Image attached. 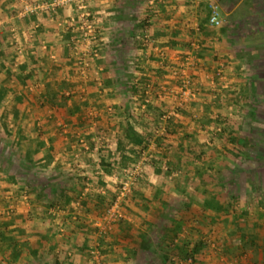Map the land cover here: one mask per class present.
<instances>
[{
  "label": "rangeland",
  "instance_id": "rangeland-1",
  "mask_svg": "<svg viewBox=\"0 0 264 264\" xmlns=\"http://www.w3.org/2000/svg\"><path fill=\"white\" fill-rule=\"evenodd\" d=\"M17 14L13 11H9L8 17L12 18L10 21L7 19L4 13L0 12V46L5 50L8 49V51L11 52L13 56L10 60H6V62L4 63L0 62V76L2 78L6 76L5 79H0V88H5L3 89L4 96L0 100V123L2 121L1 114L4 112L3 110H6L10 106L11 101L14 100L17 95L19 97L21 96L23 99L18 104L17 113L23 114L22 117H24L23 120L25 122V130L27 131V135L25 136L24 134V137L31 138V136H35L37 128L39 126L42 127L43 134L46 137L50 136L52 138V143H55V150L58 151L59 154L62 153V155H59L58 159L60 161L59 164H61L60 168H63V165H66L67 168L73 165L75 166L76 170L81 173V175L86 177V182L84 183L82 189L84 194H82L81 196L91 197L93 194H96L99 188H102L106 190L105 193L110 199L114 194V190H118L120 181L125 180V169L130 167L133 163L140 161L142 157H149V155H147V153L142 154V152L140 154L137 153L134 157L135 160H129L123 165L122 163H119V157L117 159V155L114 154V144L110 143V138L105 141L102 140L101 142L103 143L98 142V145L102 147H100L97 151L88 150L84 152V149L80 150V148L76 146V138L73 140L71 139L72 135L70 136V131L68 130L69 125H62L60 123L61 119L64 116L63 110H56V117L59 118V121H57V123L53 121L47 122L48 120H45V118H48V116L51 114L53 108L49 105H47L44 109L40 108L35 103L34 98H31V100L34 101L32 102L28 98V96L32 97V95L30 94L31 92L33 96L38 95V91L42 89L43 84L45 83L43 82L42 84V80H40V78L42 77L46 69L41 70L39 73H34L32 70L30 72L28 71L27 73H23L26 76V82L24 81L25 84L21 83V80L18 78V76L16 77V74H21L20 70L18 69V61L21 58V56L18 54V47H21V45L18 46V44H22L20 35L17 34L18 32L16 33L15 29L11 30V28H15V25L4 29L1 25L4 21V16L5 19L8 20L7 23H5L4 21L5 26H7L8 23V25H11L13 23L15 24L16 19H21ZM15 15L17 16V18H15ZM33 32L31 33L33 34ZM194 38H197V36H195ZM26 48L28 50V46H26ZM185 50L188 51L187 54L197 51L196 49L193 50L192 46L189 48L185 47ZM187 54H184L183 58ZM224 58L225 56L220 57L219 59L223 60ZM181 59H179L178 64ZM73 62L74 63L69 66L70 69H68V71L70 73L67 75H72L73 79H77V81L74 82L76 85L75 88L78 90V93L76 95L86 99L83 101L85 103L81 102V104H83L82 107L84 108V110H86L84 114L86 119L84 120L83 127H78V129L76 130V134H78L79 139H83L84 141H86L85 132L90 135V133L93 132V128L96 124L111 125L110 123H106V120L114 118L115 114H113L112 107L111 110H108V106H105L103 110H99L98 107H96L97 104L95 103V101H90V96H87L86 91H84L83 89H85L92 82L95 84L96 80H94L91 75L86 80L81 79L79 73L76 70L75 61ZM164 64L165 63H163V65ZM167 64L169 63H166V65L164 66H168ZM227 64L230 66L229 63ZM11 66L16 69L13 71ZM215 66H217V64L211 66L208 63H205V66H202V68L206 71V74L208 73L210 77L214 75V79H203L200 77L201 73L198 72V69H189L194 82L197 84L201 81L202 85L198 86L200 89L198 88L199 90H197L196 99L185 103L181 107L183 108L182 110L174 111V117L176 116L175 118L179 121H187L189 125L191 124V127H196L197 130H199L194 131V129L192 128L190 129V132L196 134L197 136L202 135L204 137L205 141L201 144L200 147V149L203 150V153L201 154L199 159L191 160L188 162V164L190 165L191 169H207V176L208 178H210V182L206 189V196L218 195L219 199L222 198L223 195L226 197L227 187L230 186L228 183H231L232 181H229L228 178H231L232 176L237 177L238 174H240V183H238L237 181L235 182V184L232 183L233 186H236V190L240 188L238 185L241 186L242 190V196L240 195V197L238 194V200H236V205L239 212L243 214L245 211L247 212L245 216H242L239 225L242 227V229L244 228L247 233L257 234L260 241L258 247H242L239 241V235L241 233L238 230L236 224H233L230 221V214L227 212L220 215L218 214V218L216 219V222L218 224H212L213 227L211 228V231L208 227L201 225L203 228L202 233L205 235L208 244L204 249L203 255L198 259V261H200L201 264H264V201L261 204L259 199L260 197H263L262 200H264V159L262 158V156L264 155V140L260 141L259 138L255 136L254 146L248 149V155L240 154L235 151V149H231L232 146L227 141L229 140V135L239 132L237 126L238 122L242 121L246 116V111L244 108V105L246 103L241 104V102H239L238 104H236V100H242L243 102L249 101L248 105H246L251 106L249 105V103L255 102L257 97H259V104L264 105V84L261 83L264 82V78H258L260 82L252 81L253 83H255V85L251 86L247 83L248 80L246 78H250V76H253L254 74H248V72L245 71V68L240 69L238 67V69H233L230 71V68L227 66V76H224L226 74V68L223 67V78H221V76L215 75ZM180 68L181 67L179 65L169 64L166 71L169 75L168 79H170V83L166 85L168 86V88L174 89L177 86L179 87V85L181 84V79L176 78L173 75V71L179 70ZM28 74L30 75V77H27ZM38 75L41 77H39ZM67 75L65 76L66 78L68 77ZM170 76L172 78H170ZM212 80L214 81L213 84L211 83ZM27 86H33L34 90L30 91L29 87ZM154 86L155 85L153 84L152 88ZM194 87H196V85ZM142 89L143 88L141 87V94L138 95V104L140 107L138 109H141L140 102L141 100H143L144 96ZM80 92L84 93V96H82ZM172 95L173 94L170 93L166 98H173L174 95ZM149 96L152 100H156L159 97L158 95L154 97L152 94V90ZM175 104V99L170 105L174 106L172 108H163L159 105H152L150 103L146 106V108L141 109L143 111L135 109L134 112H136L135 114H137L136 116L138 119L142 118L146 119L148 122H152L151 128L154 129L156 127V129L158 128L159 130L158 132L161 133L162 130L164 131V127L166 124L163 120H161V117L164 113L177 109L175 107ZM150 106H152V109L150 108ZM94 107H96L97 109ZM260 109V112L264 114V109L262 107ZM17 113L12 115L13 119L16 117V115H18ZM27 116H32V118L28 120ZM157 119L160 121L162 126L158 124L154 125V121H158ZM262 119L264 120V116L262 117ZM109 122L112 121L110 120ZM224 127L226 129L223 130ZM60 128L64 130L62 131V133L59 132ZM241 134L244 136L247 135L246 133ZM262 137L264 138V134L262 135ZM71 147L73 149H71ZM99 157L103 158L106 162H111V167L100 166V161H98ZM89 158H91L92 160H90ZM95 158H98V160H96ZM150 163L151 161H145V169L149 168L148 165ZM86 165L87 167H85ZM93 168L94 171L91 173V170ZM84 171H87L88 173L86 175L82 174V172ZM176 173L179 174V176L174 175V179L171 178L169 182L164 183L166 185V194L164 193L165 195H162L167 199L171 198L169 199V203L166 207L169 215L164 218L165 223L169 224L172 223L171 219L173 216H176L177 221H181L179 217L181 215L176 214L173 206H179L182 204L181 196H183V187L187 188V184H184L183 187H180L182 186L181 180L183 178L180 174L182 173L183 175V171L181 173L180 171H177ZM188 174H190L189 176H191V171ZM7 175L8 173L3 172L0 167V228H3V218L16 217L18 216V214L32 215L31 217H27L26 219L27 221H32V219L34 218L40 221V223H38L40 226H38L37 223L35 226L39 233L30 232V234L25 236L26 239L23 241V246L27 248L35 247V249L37 248L38 250L39 248H44L49 253L47 256H45L46 258H44V260L42 256L39 257L37 255H33V258H30L27 255L28 259L23 261L25 264H31L32 261L34 262L33 264H53L52 262L55 259H59L63 262V264H125L126 260L122 255V244H124L125 240H127L125 232L129 231L130 233H127L129 239H134L138 235V230H146L147 225L145 221L153 217V213L154 215H157V212L159 211L161 206L158 203V205L156 206H150L148 204L146 197L151 196L153 192L151 193V191L148 190L146 193V197H144V193H141L137 190L134 191L133 189L132 193L135 192L134 196L121 206L123 221L119 223L117 221L110 224L105 222L104 224V214L102 215L91 202L89 204V208L84 210L80 207V205L77 206L76 203H74L72 206L73 208L69 210V212L68 210H66L67 207L64 206L55 209L52 208L45 214L42 213L40 216L34 215L33 203L28 197H26L25 190H22L20 188V184L17 183L19 182V178L21 177H18V181H10ZM144 178L145 180H147L148 173H146ZM138 181L136 182V184L138 183ZM253 181L257 182L256 192L259 193L258 196L247 195L251 191V182ZM106 186L107 189L105 188ZM86 187H88L87 192L84 191ZM107 190H109V192ZM220 193H222L223 195L221 196ZM9 209L12 210L9 212ZM199 209L200 208H197V211H199ZM40 210L42 211V208ZM211 212L209 214H212ZM67 213H70V216H67L63 224H60V227H58L57 225H59V223L61 222L60 217L66 215ZM191 218L192 215L190 217L188 214L185 216V220L187 221V223L181 224L180 230L178 232L179 237L185 238L186 236L192 235V226L194 225V222H196V219L194 220ZM96 224L100 226L98 227ZM44 227L47 228L46 231L49 232V235L45 240L40 241V238H38L37 236L44 231L40 232L39 228L43 230ZM103 227H105L106 232H100L101 228ZM58 228L62 229V231H59ZM121 229L123 231H121ZM157 231L159 230L155 229L152 235L158 237ZM234 232L236 233L235 235H233ZM61 234L72 236L74 240H78L77 242L82 241L81 239L83 238H86L88 245L93 246L92 250L100 251L101 255L95 257L91 253L92 250L88 251L85 248L81 249V251H76L75 253L73 252L70 256L71 259L68 260L67 258L69 257V255H67L68 257L66 258L65 253L62 252L60 247H52L54 246L52 243H55L57 239L59 240ZM233 237H235V239H233ZM54 249L55 253H53ZM2 250L3 249L1 248L0 264H3L2 262L4 261V259H2ZM151 261H159V257L154 254V252L148 254L143 252V254H140L138 258L135 259V262L132 260L134 264H151ZM178 262V264H193L190 260H188L187 262H181L180 260H178Z\"/></svg>",
  "mask_w": 264,
  "mask_h": 264
},
{
  "label": "trees",
  "instance_id": "trees-1",
  "mask_svg": "<svg viewBox=\"0 0 264 264\" xmlns=\"http://www.w3.org/2000/svg\"><path fill=\"white\" fill-rule=\"evenodd\" d=\"M263 18L264 16H259L258 18L255 16V14H253L247 19L255 25L258 19L264 23ZM225 23L226 22L224 20L223 26ZM239 26L242 27L241 25ZM259 32L260 36H262L261 38H264V30ZM240 33H243V35L248 34V36L252 35L250 36L251 39L248 38L247 41L255 42L258 38L256 30L253 28L251 31H241V28H239L237 32L239 38L243 37L242 35L240 36ZM9 56L10 53H7V51L0 46V62L5 61ZM254 64L255 63L253 60L249 62V65L253 67ZM18 66L19 70L25 69V65L19 64ZM240 66L241 65L238 67L240 68ZM11 68L13 71L16 69L12 66ZM20 72L21 74H16V77L18 76V78L21 80L20 82L25 84L26 76L23 74L24 72L22 70H20ZM27 77H30V75L28 74ZM1 78L2 77L0 76V79ZM246 79L248 80L247 83L251 86L255 85V83L252 81H259L257 73L256 75L254 74L253 76H250V78ZM75 86V83H70L66 80L57 81L51 79L50 81L46 82L45 88L42 87V89L38 91V95L33 96L31 92L30 94L32 97L28 96V98L30 100L31 98H34L35 103L40 108L44 109L47 105L53 108L48 118H45L46 121L48 120L47 122L53 121L57 123L59 118L56 117V110H63L64 116L60 123L62 125H69L68 130L70 131V136L72 135L71 139L73 140L76 138V146H78L80 150H83L84 148L80 143L81 139L78 138L76 130L79 126L83 127L84 120L86 119L84 115L86 110H84L82 107L83 104H81V102L86 99L76 95L78 90L75 88ZM3 89L0 88V100L4 96ZM80 93L82 96H84V93ZM122 97L123 96L120 95L121 101ZM22 99L23 98L21 96L19 97L17 95L15 99L11 101L10 106L6 110L4 109V112L1 114L0 167L3 172L8 173L7 176L9 177L10 181H18V177H21L19 178V182H17L20 184V188L25 190L26 197H28L33 204L35 203L34 208L38 210L42 208L44 214L52 208L55 209L64 206L67 207L66 210L69 212V210L73 208V204L76 202H79L80 207L83 210L88 209L91 202L102 215L105 214L106 210L116 199L117 189L114 190V194L110 199L106 193H101L98 191L91 197H82V189L84 183L86 182V177L81 175V173L76 170L75 166L71 165L68 167L67 172V170H65L66 165H63V168H61L62 170L60 169L61 171L56 173L55 171L61 167V164H59L60 161L58 159L55 160V156L59 152L55 150V144L52 143V138L50 136L46 137L43 134L42 127L40 126L37 128L35 136H31V138L24 137V134L25 136L27 135V131L25 130V122L23 120L24 117H22L23 114L17 113L18 104L22 101ZM259 100V97H257L255 102H250L249 105L251 106H247L249 101L243 102L242 100H236V104L239 102H241V104H247L244 105L246 116L242 121L238 122L237 126L239 132L229 135L230 137L227 141L232 146L231 149H235V151L240 154L248 155V149L254 146L255 136L258 137L260 141L264 140L262 137L264 134V120L262 119L264 114L260 112V108L262 107L264 109V105H260ZM182 109L183 108L179 107L175 109V111ZM112 111L116 116H120L122 121L117 120V123L114 126L107 124H96L93 128V132L90 133V135L85 132V137L87 136L85 143L88 145V150H93V147L98 142V139L105 141L113 136V134L117 135V153H119V163H122L123 165L129 161L128 157L125 156L127 145H129V148L133 146H141L139 152L137 150L129 151L131 155L135 154V156L137 153L140 154L143 152L142 149L145 147V144L152 140L156 144L157 148L159 147L164 150V154H158L152 156L151 158L148 157L147 162L151 161V163L148 165L149 168H146V173H151L152 179L156 181L153 182V184L155 183L156 185L154 186L152 194L155 204L153 203L152 205L156 206L160 204V209L157 212V215H154L153 213V217L145 221L147 225L146 230L137 231V238L135 237L131 240L127 234L129 231L125 232L127 240H125L124 244H122V255L126 260L125 264H134L135 259H137L140 254H143V252L147 254L154 252V254L159 257V261H151V264H178V260L181 262H187L190 260L193 264H201L198 259L203 255L204 249L208 244L205 235L202 233V226L208 227L211 231V228L213 227L212 224H218L216 222V219L218 218L217 215L223 214L225 212L230 214V221L233 224H236L238 230L241 233L239 235L240 245L245 248L259 246V236L257 234L247 233L244 228L242 229V227L239 225L242 216H245L247 213L246 211L244 214L239 212L236 205L238 194L239 196H242V190L240 185H238L240 188L236 190V186H233V184H235L236 181L240 183V174H238L237 177L232 176L231 178H228L229 181H232L231 183H228L230 186L227 187L226 197L222 193L220 194L221 196L223 195V197L220 199L218 198V195L206 196V189L210 182V178L207 176V169H191L190 165L188 164L189 161L200 158L201 154L203 153V150L200 149L201 144H193L194 136L188 133L179 136L175 151L172 150L174 148L172 143H170L171 145L166 143L168 138H170V135L177 132V128L175 127H171L172 129H169V127L174 123L176 116H173L171 119L167 120L164 131L159 133V130L158 128L156 129V127L154 129L146 128V126H144L138 118L133 116V112L130 111L129 106H118L117 108L112 109ZM16 113L18 114L16 115L17 118L15 117L16 119H13L12 115ZM27 117L28 120L32 118V116ZM81 123L83 124L80 125ZM106 123L110 122L108 121ZM62 128L59 129V132L61 133L64 131ZM224 129L226 128L224 127L223 130ZM241 133H246L247 135L244 136ZM88 150L84 149L83 151L85 152ZM60 154L62 155V153ZM57 156H59V154ZM262 158L264 159V155ZM131 160H135V158L132 157ZM99 161L100 165L102 166L107 167L112 165L111 162H106L101 157H99ZM164 167H166V170ZM177 171H180V173L183 171V175L182 173L180 174L183 177L181 180L182 186L180 187H183L184 184H187V188L183 187V196H181L182 204L179 206H173L176 214L181 215L179 216L181 221H177L176 216H173L171 219L172 223L169 224L165 223L164 218L169 215L166 207L169 203V199L171 198L167 199L162 195L164 193L166 194V185L164 183H167L169 180H171V178H169L171 174L179 176V174L176 173ZM190 171L191 176L188 174ZM146 183L147 181L145 178H140L136 186L133 188L134 191ZM256 183L257 182L254 181L251 182V191L250 193L248 192L249 194L247 195H259V193L256 192ZM105 188L107 189V186ZM107 191L109 192V190ZM134 193L135 192L131 193L128 197L129 199L126 198L122 203L125 204L128 200H130L134 196ZM259 199L260 203L262 204L264 201L262 200L263 197H260ZM197 208H200L199 211L201 212L197 211ZM210 212L212 214H209ZM187 214L189 217L192 215L191 219H196V222H194V225L192 226V235L181 238L179 237L178 232L180 230L181 224L187 223L185 220V216ZM67 216H70V213L60 217L61 222L59 225H57L58 227H60V224H63ZM121 221L123 220L120 219L118 223ZM155 229L159 230L157 231L158 237L152 235ZM121 231L123 230L121 229ZM20 232L21 231L19 230V233L15 236L6 234L3 231L0 232V249L4 245H6V248H10L11 252L9 258L13 261L23 255L21 252L24 249L31 250L33 253H36L37 251V248L34 249L35 247L27 248L23 246L24 242H21L20 238L17 236L21 235ZM235 234L236 233L234 232L233 235ZM233 239H235V237H233ZM43 240H45L44 236L42 239L40 238V241ZM81 240L82 241L77 242L78 240H74L72 236L61 234L59 240L57 239V241L53 244L55 247L58 246L62 251H64L66 258L68 257L67 255H69L67 259L70 260V256L73 252L75 253L76 251H81V249L85 248L88 251L92 250L93 246L88 245L86 238ZM5 258L6 255L4 254L2 259ZM25 258L28 259L27 257ZM132 260L134 262H132ZM52 263L63 264V262L59 259H55Z\"/></svg>",
  "mask_w": 264,
  "mask_h": 264
},
{
  "label": "crops",
  "instance_id": "crops-1",
  "mask_svg": "<svg viewBox=\"0 0 264 264\" xmlns=\"http://www.w3.org/2000/svg\"><path fill=\"white\" fill-rule=\"evenodd\" d=\"M25 1L34 2L41 0H0V12L4 13L7 19L11 21L12 18L8 17L9 11H13L17 14ZM149 1L150 0H91L89 3V9L96 17L99 26L100 57L95 61V67L101 70L100 77L102 84L98 85L97 82H95V84L92 82L90 83L91 85L89 84L83 90L86 91L87 96H90V101H95L97 104L96 107H98L99 110H103L105 106L112 107L113 109L118 106H129L130 111L133 112V116L137 118V114H135L136 112H134V110L140 108L138 104V95L141 94L140 88L143 87L144 84L151 82L152 85H155L152 88L154 97H156V95L159 96L162 89L168 88L166 85L170 83V79H168L169 75L166 71L169 64L178 65L179 59L183 58L184 54L188 52L185 50V47L189 48L193 46L192 43L195 39L201 45L200 50L194 51L195 57L199 62L197 69L198 72L201 73V78L208 79L207 76H209L202 68V66H205V63L211 66L217 64V66H215L216 68L222 64L226 68V74L224 76H227V66L231 71L233 69H238V66L241 65L240 69L245 68L248 74L252 73L256 75L257 73L258 78H264V40H262L264 38H261L262 36H260L259 32L264 30V23L258 19L254 25L247 19L253 14L258 18L259 16H264V0H220L219 3L221 5L223 19L226 22L220 29L209 27L204 16V10L200 7L190 5L187 0H156L154 5H149ZM75 11V4H72L71 7L59 9L53 13L42 12L27 18L16 19L15 24L8 25V23L7 26H5V23H7L8 20H6L4 16L5 23L3 21L4 25L3 23L1 24L2 28L4 29L15 25V28H11V30L15 29L16 33L18 32L17 34L20 35L22 43L18 44V46L21 45V48L25 49L22 53L17 52L21 56L18 61L19 64L25 65V69L20 70L24 73L30 72L31 70L34 73H39L41 70L46 69L42 77L38 75L41 77L40 80H42V84L45 82L43 88H45L46 81L48 82L51 79L65 81V76L70 73L68 69H70L69 66L74 63V40L77 37V33L74 32L70 26V17ZM15 18H17L16 15ZM196 18H198L200 31L192 32L189 26L192 25L191 22ZM239 28H241V31H251L253 28L256 30L258 38L255 42L247 41L248 38L250 39V35H243V33H240V36L242 35L243 37L239 38L237 34ZM31 32H33V34ZM144 32L151 35L152 43L155 48L142 45L140 38ZM195 36H197V38H194ZM26 46H28V50ZM192 49L195 50L193 47ZM158 50L162 52L163 56H161ZM6 51L10 53V56L6 58L8 61L13 56L8 49H6ZM223 56H225L223 60L219 59ZM6 60L3 61V63L6 62ZM252 60L255 63L254 67L249 65V62ZM163 63H165L164 65H166V63L169 64H167L168 66H164ZM227 63H229L230 66ZM5 77L1 79H5ZM170 78L172 77L170 76ZM221 78H223V76ZM66 81L74 83L77 79H73L72 75H69ZM198 84L201 86L202 82L200 81ZM120 95L123 96L122 101ZM173 98H162L159 96L156 100H152L151 104L159 105L163 108H172L173 106L170 105L174 100ZM150 108L152 109V106H150ZM110 120L112 121L110 122L112 126L117 123V120L122 121L120 116L116 115ZM110 120L108 119L106 122ZM139 121L142 122L146 128L152 129V122H148L146 119L142 118H140ZM157 123L161 125L159 120L154 121V125ZM82 124L83 123L80 125ZM171 127L177 128V132L170 135L166 143L173 144V151L176 150L175 147L178 143L177 140L179 136L185 133L193 134L190 132L192 128L194 131H199L196 127H191V124L189 125L187 121H179L177 119H175L169 129H172ZM193 135V144L204 143L205 140L202 135ZM110 143L114 144V154L117 155L116 157H119V153H117L116 134L110 137ZM126 147L125 156L128 157L129 160L135 157V154L131 155L129 151L137 150L139 152L141 148V146L129 148V145ZM73 148L71 147V149ZM142 150L147 153L149 157L164 154V150L159 147L157 148L153 140L147 142ZM58 154H56L55 160L59 159V156H57ZM89 159L92 160L91 158ZM95 159L98 160V158ZM85 167H87V165ZM60 169L61 168L57 169L55 172L59 173V171L62 170ZM65 170L68 172L67 167H65ZM93 171L94 168L91 170V173ZM87 173V171L82 172V174L85 175ZM151 176V173H149L146 180L147 183L137 189V191L144 193V197H146L148 190L152 193L156 185L155 183L153 184L155 180H153ZM151 196L146 197L150 206H152L153 203L155 204V200L153 196ZM34 207L35 203L33 204V208ZM33 211L34 215L40 216L43 213V210L41 211L35 208ZM31 216L32 215L29 214H18L16 217L3 218V228H0V232L3 231L6 234L15 236L20 230L21 235L17 236L20 238V241L23 242L26 239L25 236L30 234V232H38L35 228L36 223L40 226L38 224L40 221L33 217L32 221H27L26 218ZM39 230L40 232H44L38 234L37 237L42 239L44 236V239H46L49 235V232L46 231L47 228L44 227L43 230L39 228ZM2 249L3 254L5 253L6 255V258L2 262L3 264H25L23 261L27 260L25 258L27 255L30 258H33V255L42 256L44 260V258H46L45 256L49 254L44 248L37 249L36 253L24 249L21 252L23 255L13 261L9 258L11 249L8 247L6 248V245L2 246ZM62 252L64 253V251ZM53 253H55V249ZM33 263L32 261L31 264Z\"/></svg>",
  "mask_w": 264,
  "mask_h": 264
},
{
  "label": "built area",
  "instance_id": "built-area-1",
  "mask_svg": "<svg viewBox=\"0 0 264 264\" xmlns=\"http://www.w3.org/2000/svg\"><path fill=\"white\" fill-rule=\"evenodd\" d=\"M91 0H41V1H25L24 5L18 12V16L20 18H25L32 16L34 14L48 12L53 13L59 9H65L71 7L72 4H75V13L70 17V26L74 32L77 33V37L75 38V46L73 49L74 61L76 65V70L79 73L81 79L86 80L87 78L92 76L94 80H96L98 85L102 84L101 77H100V69L95 67V61L100 57V48H99V26L96 17L90 11L89 3ZM190 5L200 7L204 10V16L207 22V25L211 28H221L223 26V15L221 11V6L219 0H187ZM156 0H150L149 5H154ZM192 25L189 26V29L192 32H199L200 25L198 22V18L191 22ZM36 27V26H35ZM140 41L143 46L147 47H154L152 43L151 35L147 32H144L140 38ZM193 48L196 50H200L201 45L197 40H193ZM25 49L18 47V52L22 53ZM159 51V50H158ZM160 52V51H159ZM161 56H163L162 52ZM198 61L195 57V54L191 52L188 53L184 58H182L179 62V66L181 67L179 70H174L173 75L176 78L181 79V84L179 87L177 86L174 89L165 88L162 89L159 93V96L164 98L167 97L170 93L173 94L172 96L176 100L175 107L179 108L182 107L185 103L189 101H193L196 99L197 90L200 88L198 87L199 84L195 83L192 74L189 72V69H197ZM223 65H219L216 68L215 75L222 77L223 72ZM208 79H214V75L207 76ZM213 80L211 83L213 84ZM196 85V87H194ZM143 100H141V109L146 108V106L152 103V99L149 96L152 90L151 82H148L143 85ZM199 88V89H198ZM29 90L33 91V86H29ZM174 107V106H173ZM111 110V107L108 108ZM175 110L168 111L164 113L161 117V120L164 123L167 120L171 119L175 113ZM91 114V113H90ZM163 132V130H162ZM102 140L98 139V142ZM98 142L93 147V150H98L100 146ZM82 147L85 150H88V145L85 143L83 139L80 140ZM145 152L143 151L142 154ZM148 160V157H142L140 161L133 163L130 167L125 169V180L120 181V185L117 190L116 199L113 203L109 206L103 216V223L107 222L108 224L117 222L123 218L122 215V205L123 201L130 196L132 193L133 187L136 185V182L140 178H144L146 175L145 169V161ZM166 170V167H164ZM175 174H171L169 178H172ZM85 192L88 191V187L84 189ZM98 192L105 193V190L99 188ZM84 194V193H83ZM76 205L79 206V202H76ZM12 209H9V212ZM97 225V224H96ZM98 227L100 225H97ZM106 227V226H105ZM105 227L101 228L100 232H106ZM62 231V229H59ZM91 253L98 257L100 255V251L92 250Z\"/></svg>",
  "mask_w": 264,
  "mask_h": 264
}]
</instances>
